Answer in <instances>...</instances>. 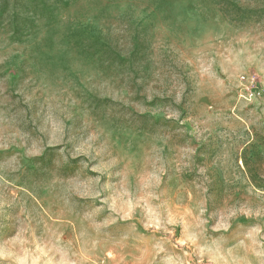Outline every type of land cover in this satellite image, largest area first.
<instances>
[{
    "label": "rangeland",
    "instance_id": "obj_1",
    "mask_svg": "<svg viewBox=\"0 0 264 264\" xmlns=\"http://www.w3.org/2000/svg\"><path fill=\"white\" fill-rule=\"evenodd\" d=\"M0 264H264V0H0Z\"/></svg>",
    "mask_w": 264,
    "mask_h": 264
},
{
    "label": "built area",
    "instance_id": "obj_2",
    "mask_svg": "<svg viewBox=\"0 0 264 264\" xmlns=\"http://www.w3.org/2000/svg\"><path fill=\"white\" fill-rule=\"evenodd\" d=\"M244 79H246V76H243ZM254 82V81H253Z\"/></svg>",
    "mask_w": 264,
    "mask_h": 264
}]
</instances>
